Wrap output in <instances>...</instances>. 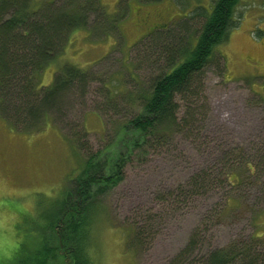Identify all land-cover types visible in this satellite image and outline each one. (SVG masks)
<instances>
[{"label":"rangeland","instance_id":"1","mask_svg":"<svg viewBox=\"0 0 264 264\" xmlns=\"http://www.w3.org/2000/svg\"><path fill=\"white\" fill-rule=\"evenodd\" d=\"M95 1L102 15L96 19L92 15L86 27L71 33L62 54L43 71L41 82L49 85L64 64L97 77L86 93L77 90L64 96L61 125L66 134L73 124H79L78 130L84 126L94 150L109 158L106 137L118 131L129 111L139 110V103L135 100L133 105L121 95L112 100L117 111L98 113L97 107L112 97L102 88L119 82L124 91L135 90L138 83L148 86L166 69L161 55L149 60L140 56L150 48L148 35L184 22H193L195 31L196 9L210 7L212 0ZM235 18L238 25L229 40L216 48L219 63L205 70L206 102L196 116L195 130L176 134L164 148L136 151L124 169V180L99 196L103 210L89 230L92 264H164L198 229L203 250L226 248L254 234L264 237V166L256 168L254 154L264 141V0H241ZM53 125H44L36 134L18 132L0 113V264L34 250L38 233L35 229L30 236L32 229L42 224L52 203L65 198L66 188L82 171L85 154L76 152ZM219 143L242 147L248 154L250 147L255 148L250 160L255 167L235 168L244 182H212L196 189L192 184L204 174L201 170L221 165L214 163ZM228 200L237 208L227 211ZM148 216L153 217L151 224ZM137 223L149 231L145 251L139 254L128 248L124 229ZM50 235L55 245L54 234ZM64 254L57 252L52 264H64Z\"/></svg>","mask_w":264,"mask_h":264},{"label":"trees","instance_id":"2","mask_svg":"<svg viewBox=\"0 0 264 264\" xmlns=\"http://www.w3.org/2000/svg\"><path fill=\"white\" fill-rule=\"evenodd\" d=\"M240 2L212 0L210 7L203 5L196 9L199 22L195 31L193 22H184L176 29L153 30L147 38L150 48L139 54L148 60L152 55H161L166 69L151 78L148 86L138 83L135 90L124 91L122 82L119 86L104 85L102 92H109L112 97L105 105L97 107L98 113L117 111L113 104L116 101L112 103V100L121 95L133 105L137 104L135 100L139 103V110L129 111L118 131L106 137L105 149L110 147L112 154L109 159L101 157V150H94L84 126L78 130L79 124H73L70 134H66L61 125L64 96L77 90L86 93L97 77L79 66L64 64L49 85L41 82L43 71L62 54L71 33L86 27L93 16L96 19L102 15L96 1L0 0L2 117L14 130L31 134L41 131L44 125L54 124L64 140L86 156L80 175L66 188L65 198L52 203L42 224L32 229L30 236L33 237L35 229L38 233L37 246L30 252L17 253L22 241L16 249L17 255L7 264H52L59 251L65 252L62 257L67 264H92L89 230L103 210L99 196L124 180V169L136 151L147 153V147L164 148L176 134L195 130L196 116L206 102L203 97L205 70L219 63L216 48L227 42L231 31L237 27L235 13ZM107 16L110 15L107 13ZM250 148L252 151L248 154L239 146L226 148L217 144L214 163L219 161L221 165L216 168L214 164L209 172L201 170L204 174H199L192 186L197 189L212 182L226 185L242 180V174L234 170L241 165L249 169L255 167L250 161L255 148ZM254 154L258 159L256 168H261L264 166V141ZM215 170L217 175H214ZM235 208L236 203L228 200L226 210ZM148 217L146 221L152 222L153 217ZM124 229L128 248L137 254L145 251L144 237L149 234L148 229L139 223L124 226ZM50 230L53 232L48 233ZM50 234H54L55 245H52ZM201 238L200 229L195 230L188 243L164 264H264V237L261 235L254 234L245 242L234 240L226 248L207 250L200 247Z\"/></svg>","mask_w":264,"mask_h":264},{"label":"flooded vegetation","instance_id":"3","mask_svg":"<svg viewBox=\"0 0 264 264\" xmlns=\"http://www.w3.org/2000/svg\"><path fill=\"white\" fill-rule=\"evenodd\" d=\"M255 92H258V91H255ZM258 93H260V92H258Z\"/></svg>","mask_w":264,"mask_h":264}]
</instances>
